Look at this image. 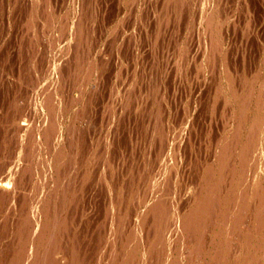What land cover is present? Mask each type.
I'll return each instance as SVG.
<instances>
[{"label": "rangeland", "instance_id": "374dc122", "mask_svg": "<svg viewBox=\"0 0 264 264\" xmlns=\"http://www.w3.org/2000/svg\"><path fill=\"white\" fill-rule=\"evenodd\" d=\"M39 1H41V3ZM46 1L48 4L46 3ZM46 1L45 0H1L0 1V44H1L0 45V104H1L0 105V109H1L0 110V124H1L0 125V128H1L0 129V140H1L0 146L2 147V148L0 147V168H1V165L4 166V163H5V167H7V164L10 165L12 163V161L15 164L14 165L15 167H19V166L22 167L25 164L31 162V161L26 162V160L25 159L23 160V158L21 159L22 156L20 157V160L23 161L24 163H22L19 160V156L21 155L20 152H22V150H20V151L18 150L19 152H17L16 147H18L19 143H21L23 133L22 132H21V134H20V132L15 133L16 132V130H15L16 126L20 122L19 120H21V118L23 117V116L21 117V115H23L24 113L27 114L31 111H32L31 114L32 113L34 114L33 116L35 117L36 120H38V123H42L41 120H43L44 115L47 113V109H45L43 106L45 104L46 97H48L49 99L51 98L50 100H52V102L54 104L57 102L56 103V110H55V113L57 115H55L54 117H55V119H57V124L59 125V127H61V130L59 133L61 135V139L57 144H58V146H60L61 143L62 144L64 143L63 145L65 146V144L69 142V136H71L70 132L72 134L71 130H73V134L76 135L75 137L73 135V139L76 143L78 141V143H77L78 144V150L80 149L79 155H81V154L83 155V159L81 157L82 155L78 156V158L80 157V160L82 162L79 164L80 166L78 165L77 167H81V165H82V167L88 168L91 171L89 173V175L84 178V180H86V181L83 180V183H84V185L82 186V187H84L83 192H82V188H81L80 191L82 193L80 191H78L77 194H75V196H74L75 199H74V197L72 198V200H75L72 205H74V204H76V205L72 206V208H70V212H71V210L73 212L72 213L73 218H75V220H77L76 221L77 223L73 222L72 226H73V228H75V226H76V228L74 230L72 229V231H74L73 233L78 232L77 234H78L79 240L81 242V246L83 249L86 248L87 249L86 251L88 253L90 250L89 248L90 247L93 248L92 244H95L94 241H96L95 239H96V237H98L97 236L98 231L99 232L102 231V228L100 225H102L104 223V219H103L104 218V212L106 211L105 209H106V206L108 204L107 198L110 197L111 193H112L111 195L113 196L115 194V192L113 190L117 189L111 185V184H113L112 182L116 181V180H114V178L119 180V181H117L118 184L123 183V184L127 185L129 183L128 181H131V182L134 181V182H132L133 183L132 185L130 184V187L134 186V189L138 190V187H139L138 185H140L139 189H140V194H141L143 192V190L146 189L145 183L149 179L148 177H150V179H152L151 176L153 177L156 174L155 175L156 177L154 176L153 179L154 178H156V179L161 178L160 180L157 179L159 181V184H161V186H162V182L165 183L166 185L170 184V186H165L166 189L164 188V192L166 194L170 193V195L166 196V194L162 193L163 195H165L166 198L169 197L167 200L168 201L167 203H169L170 201H173L172 204H175V206L176 205L178 206V204H179V206H180L182 204L189 202V205H192V203H191L192 201H190L189 199L192 200L194 197L192 195H195L198 193L197 191H199V188H200L199 183L204 182L202 177L199 176L201 169H202L201 167H203L205 164L209 163L210 160L212 161L214 159L213 151L216 150L217 147L218 148L220 147V146H218L219 144L216 145L217 139L219 140V139L224 138L223 141L224 140L228 141L227 139L230 138V141H231L232 138H234L235 130H236L237 134L235 136H238L239 138L242 137L241 139H243V140H241V139L239 140L237 146H239V145L241 146V142L243 145L244 144L243 142L246 141L248 144L247 148L249 149L248 156L253 153V151H252L253 150L252 149L253 142H256L255 140L257 138H258L257 141L259 143L258 142L255 143L256 146H258V144H260V147H262L264 150V146H263V144H264V118L263 117H264V115H262L263 123H262V121L260 123H258L259 124L258 127L255 125V123H256L255 114L256 113L258 114V111H260V110H261V113L264 114V100H261V99H263L262 97H264V95H263L264 94L263 93L264 92V90H263L264 81H263V84L261 83V80L264 78V74H263L264 73V63H263L264 62V55H263L264 54V0H217V1L216 0H183V1L182 0H171V1L170 0H153V1L152 0H132L133 1L132 3L130 0H129L130 2L128 0H91V1L90 0H52V1L46 0ZM88 1H89V4H88ZM95 1H96V3H94ZM213 1L216 4L215 3L213 4ZM240 1H241V3H240ZM42 2L44 3V5H42L43 4ZM45 3H46V6H45ZM51 3H52V5H51ZM205 3L206 4L208 3V5H206ZM49 4L51 7L48 6ZM91 4L94 5L93 6L94 8L92 7ZM84 6L86 7L87 11L89 10L87 13L85 11ZM89 7H91V8H89ZM64 8H65V10H64ZM212 8H214V9H212ZM33 9L35 11H33ZM208 9L210 10L209 12H208ZM90 10H91V12H90ZM92 10H93V14H92ZM205 10H206V12H205ZM81 11L83 13V17L81 15L82 14ZM95 11H96V13H95ZM211 11L214 13L210 14ZM35 12H36V14H35ZM44 12H45V14L42 16V14ZM94 14H96V15H94ZM203 14L204 15L207 14L208 17H207V15L204 16ZM31 15L32 16L35 15L36 17L33 16L34 17L33 18ZM59 15H61V16H59ZM65 15H67V16L64 17ZM87 15L88 16L92 15V16L89 19V17ZM29 16L32 17L31 18V20L33 19L32 22H30L31 20H29V18H30ZM41 16H42V18H41ZM47 16L51 20V22L47 18ZM85 16H87L88 18ZM210 16L212 19H210ZM50 17H52V18H50ZM78 17H80V19L77 21ZM214 17L216 20L214 19ZM218 17H219L220 21L217 20ZM43 18H45L46 20ZM69 18H71V19H69ZM213 19L215 20V23L217 21H219V24L216 23V26L214 25L212 27V24H214ZM93 20H95V21H93ZM152 20H153V22H152ZM62 21L64 22V25H62L63 24ZM72 21H73V23H71ZM74 21L78 22V23H76V25H75ZM199 21H201V22H199ZM206 21L208 23H210L211 25L208 23L205 24ZM211 21H213V22H211ZM22 22H25V26H23L24 23H22ZM46 22H48L47 27H46V24H44ZM80 22H82V25L84 27H85V25H87V26L84 28L83 26H81ZM160 22H162V23L160 24ZM30 23L31 24L33 23V24L30 25ZM68 23H71L72 26H70ZM79 23H80V26H78ZM57 24L59 27L57 26ZM89 24H90V27H89ZM94 24H96L95 27H94ZM49 25L52 28V31L50 30L51 28L48 27ZM66 25L67 26L69 25L70 28H69V26L67 27ZM206 25L207 26L209 25V27H207ZM76 26H78L80 28V30ZM38 29H40V30L38 31ZM44 29H45V33H44ZM58 29H60V30H58ZM71 29H74L78 32V33H76L75 37L73 35H74V32H76V31H72ZM198 30H199V32H198ZM34 31L36 32V34ZM81 31H82V33H80L81 34L80 35L79 32H81ZM93 31H95V32H93ZM22 32H24V33H22ZM48 32H50V33H48ZM86 32H87V34H86ZM114 32H116V33H114ZM83 33H84V35H83ZM214 33H216V34H214ZM85 34H86V37H85ZM78 35L80 36V38H78L79 37ZM168 35H170V36H168ZM41 36H43V37H41ZM50 36H52V37H50ZM65 36L68 38H66ZM111 36H113V37H111ZM216 36H217L218 41L220 42V43H218L219 45L216 44L217 43ZM27 37H28V39H27ZM87 37H88V39H87ZM94 38L95 39L97 38V39L95 40ZM214 38H215V40H213ZM64 39L67 42H65ZM84 39L85 40L87 39V40L84 41ZM36 40L38 43H36ZM52 40H53V42H52ZM78 40H79L80 44L78 43ZM91 41L93 42V44ZM213 41L214 42L216 41V42L214 43ZM49 42H51L52 46L50 45L47 48V45H49L48 44ZM75 42H76V44H75ZM85 42H86V44L87 43L89 44L88 47L85 44ZM46 43H47V45H44ZM57 43L60 45H58ZM81 43H82V45H81ZM211 43H214L217 46L215 45L216 47H214V45L212 46ZM90 44L92 45L91 46L92 48L89 47ZM209 44H210V46H209ZM31 45H32V49L30 47ZM36 45L37 46L39 45L37 47V49H36ZM83 45H86V47H84ZM41 46H42V48H40ZM45 46H46V49H45ZM63 46L65 49L63 48ZM75 46H77V47L79 46V47L76 48ZM211 46H212V48L214 47L213 50H211L212 48L210 49ZM80 47H82V48H80ZM57 48H58V50H57ZM78 49H79V51H76ZM80 49L83 51H81ZM84 49H86L87 52L90 51L89 52L90 55H88V59L89 60L91 59V60L90 61L88 60V62L91 65L93 64L95 71L93 70L94 71V72H92L93 74H91L89 76V78L86 79V82H87L86 85L84 83L85 82L84 77L81 78L82 80L81 79L78 80V82L80 81L79 84H81V85H79V84H77L78 83L77 80L74 79V77H73V76H76L75 78H77V75H76L77 70L75 68L74 70H76V71H74L73 68H74V65L76 66V65H79L81 63H82V65L84 64L83 57H85L84 54H86V51H84ZM169 49H170L171 53H169ZM34 50L36 51V53ZM59 50H62V51L64 50V52L66 51L67 52V53H65L66 56L64 55V53L62 51L59 52ZM218 51H220L221 53ZM77 52H79L78 54L82 55V57L80 55H78ZM181 52L183 55L181 54ZM229 52H231V53H229ZM32 53H33V55L31 56ZM53 55H54V57H53ZM55 55L58 56V58L55 57ZM94 55H96V57ZM99 55L101 56V57H99V58H101L100 60L98 58ZM176 55H178V56H176ZM112 56H114V58ZM166 56L167 57L169 56V57L167 58ZM175 56L177 58H175ZM181 56H182V58H181ZM210 56H212V57H210ZM55 58H57L58 61H56L57 59H55ZM96 58L99 60V62ZM102 58L105 59L104 62H103L104 59H102ZM35 59H36V61H35ZM78 59H79V61H78ZM80 59H81V61H80ZM94 59L97 61H95ZM262 59H263V61H262ZM60 60H62V61H60ZM109 60H110V62H108ZM64 61H66V63L67 64L69 63V64L65 65L66 63H64ZM75 61H77V62L74 63ZM101 61L104 63L105 67L102 66L103 63ZM52 62H53V64H52ZM54 62H55V64H54ZM181 62H182V64H181ZM89 63H87V64H89ZM98 64H100V66ZM224 64L228 67V68L226 67L227 72H226V69H224L225 72L223 71ZM53 65L56 66L55 69H53V67H54ZM48 66H50V67H48ZM101 66L103 67V69ZM47 67L49 68V70ZM51 67L53 70L51 69ZM59 67H61V68H59ZM62 67H64V68H62ZM100 67H101V69L99 72L98 70ZM206 67H207V69H206ZM34 71H35V73H34ZM44 71L46 74L44 73ZM101 71H103V72H101ZM67 72H69V73L67 74ZM228 72H229V74H228ZM226 73L228 75L223 76ZM60 74H63V75H60ZM95 74H97V77ZM31 76H32V78H31ZM44 76H46L47 78L45 79ZM41 77H42V79H41ZM50 77H51V79H50ZM224 77H226V79H228V80H226ZM221 78H222V81H221ZM11 79H12V81H11ZM29 79H30V81H28ZM34 79H36V80H34ZM89 79H91V80H89ZM250 79H252V80L255 79V80L252 82V80H250ZM42 80L46 84H44L42 82ZM49 80L51 82V83L49 82L50 84L48 83ZM73 80L76 83H74ZM90 81H92V82H90ZM96 81H97V83H96ZM218 81H220V82H218ZM247 81H251V82L248 83ZM34 82L36 83L37 88H35ZM54 82H56V83H54ZM222 82L225 84H223ZM57 83H59V84H57ZM94 83H96V84H94ZM257 83H258V85H257ZM51 84H52V86L54 85V87L50 86ZM75 84H76V87H75ZM44 85H46V86H44ZM56 85H59V87H57ZM261 85H263V88ZM77 86L79 88H77ZM229 86H231V87H229ZM246 86H248V87L250 86V87L246 88ZM32 87H34V88H32ZM41 87H42V90H41ZM55 87L59 88V91L61 90L60 92L57 91V93H58L57 96L60 93V96H58L59 102L56 99L58 97L51 94L52 89L58 90ZM244 87L247 89L246 91L244 90ZM259 87H261V88L259 89ZM71 88H72V90H71ZM81 88H83L84 90L83 89L81 90ZM215 88H217V89H215ZM220 88L222 89V90H220L221 92L219 91ZM226 88L228 89V91L231 90L230 92L233 95L230 92L228 93ZM79 89H80V91H79ZM261 89L263 90V92H261L262 91ZM33 91L36 92L37 95ZM39 91H42L41 93H43V94H41ZM47 91L49 94H51V97H49L50 96L49 94H47L48 96H46ZM86 91L88 93H86ZM236 91H237V93H236ZM94 92H95V94H94ZM216 92H218V93H216ZM242 92L243 93L246 92V93L243 95ZM253 92H254V94H257V97H256V95L253 94ZM259 92H261V93L259 94ZM220 93H222V94H220ZM223 93L225 94L224 96H223ZM250 93H251V97H253V98L250 97ZM66 94H67V96H66ZM228 94H231L232 96L228 95ZM32 95L35 98L31 97ZM34 95H36V96H34ZM91 95L93 98L91 97ZM237 95H239L240 97ZM242 95H243V99H242ZM258 95H259L260 99H258ZM260 95L262 97H260ZM52 96H53V99H52ZM72 96H74V97H72ZM236 96H237V100H236ZM43 97H44V100H43ZM248 97H249L248 100L250 102L245 101V99H247ZM224 98H225V101L223 100ZM226 98L228 99V101ZM67 99L73 100L72 103H69ZM257 99H258L257 104L260 103L259 104L260 109H259V107H257L258 105L256 104ZM66 100H67V102H66ZM240 100H242V102ZM11 101H12V103H11ZM36 102H39V104H37ZM218 102H219V104H218ZM239 102H240V104H239ZM33 103L34 104L36 103L37 105L36 104L33 105ZM83 103H84V105H83ZM246 103H247V106H246ZM147 104H148V106H147ZM234 104H235V107H234ZM223 105H224V107H223ZM239 105H240V107H239ZM253 105H255V106H253ZM33 106H36V108H34ZM237 106L239 107L238 110H236L238 108ZM82 107H83V109H82ZM227 108H228V110H227ZM234 108L236 111L234 110ZM254 108L256 111L254 110ZM8 109H10V110H8ZM28 109L29 110L31 109V110L29 111ZM89 110H91V111H89ZM224 110H226L225 112H227V113H225ZM248 110H250L249 113H248ZM27 111H29V112H27ZM60 111H61V113L59 114ZM228 111H229V113H231L230 116H228V114H229ZM231 111L232 112L234 111V112L232 113ZM237 111H238V113H236ZM253 112H255L254 115H253ZM77 113L79 115H77ZM225 114H227V115H225ZM238 114H240V116ZM232 115H234V116H232ZM237 115H238V119L236 120ZM251 115H253V116H251ZM224 116H226V117L223 118ZM250 116H251V118H250ZM37 118H39V119H37ZM153 118H154V120H153ZM233 118H235V119H233ZM245 118H246V120H244ZM17 119H18V121H16ZM155 121H156V123H155ZM240 123H243V125H241ZM261 123H262V125H260ZM234 124H235V126L233 128ZM154 125H155V127H154ZM8 126H9V129H8ZM240 126H242V127L240 128ZM248 126L250 128H248ZM251 126L252 127L254 126L255 128L254 127L252 128ZM150 127H152V128H150ZM236 127H239L240 129L237 130L238 128L235 129ZM156 128H157V130H156ZM225 128H227V129H225ZM9 130H11V131H9ZM62 130H63V132H62ZM7 131H9L10 134L12 133V135H10L9 132H7ZM222 131H224V132L226 131L225 132L226 134ZM232 131H234V133ZM241 131H242V134H240ZM260 131H262V132H260ZM152 132H155V134H152ZM156 132H158V133H156ZM159 132H160V134H159ZM162 132H163V134H162ZM244 132L246 134H244ZM83 133H84V137H82ZM221 134H222V136H221ZM257 134H258V136H257ZM9 135H10V137H9ZM157 135H159V136L157 137ZM260 135H261V137H260ZM15 136H16V139H15ZM19 137H20V139H19ZM226 137H227V139H226ZM11 138L16 142L11 140ZM80 139H81V141H80ZM249 139H251V141ZM247 140H249L250 142ZM10 141H12L11 142L12 145H11ZM125 144H127V145H125ZM13 145H14V147H13ZM151 145H153V146H151ZM215 145H216V147H214ZM11 149H14V151L12 150V152H10ZM81 149H83L82 150L83 152L86 151V149H87L88 152L86 151V153H82ZM250 149H251V151H250ZM72 150H74V152H72ZM75 151H76V148L73 147L71 149L69 147V151H66L65 153L68 152L67 154L70 155V154H74ZM8 152H10V153H8ZM15 152L20 153V155L18 156V154H16ZM259 152H260V154H259ZM88 153L90 155H87ZM168 154H169V156H168ZM258 154H259V156H257V158H255V156H251V157L249 156V158L253 159L251 161H254V163H255V160H257L258 158H259L258 160H261L263 158L261 161H264V154L262 153L261 150H258ZM39 155H41V153H39L37 150L34 157H33L34 159H32V160L34 162L36 160L38 163L39 160H42V157H41L42 155L41 156H39ZM16 156L18 157V160H11L12 158L16 159L17 158ZM96 156L98 157V159L95 158ZM137 156H139L140 158L138 157L139 158L138 159ZM8 157H10L9 161H8ZM38 157H39V159H38ZM84 157H85V159H84ZM90 157H91V160H90ZM168 157H172L173 159L168 158ZM162 158L163 159L166 158V160H167V162L165 163L164 166H166V165L168 166V164H171V161L174 160L176 162L175 168H177V169L171 168L172 170H169V168H168L169 166L168 167L161 166V167L165 168V170L162 169V171H161L162 173H160V175L163 173L164 174L161 177L160 176L158 177L157 176V170H158L157 168L160 167V166H158V164H160V165L163 164V163H161L163 160ZM99 159H101V160H99ZM4 160H6V161H4ZM49 160L50 159L46 160V162H48ZM87 160H88V162H87ZM137 160H139L140 162H138ZM168 160H170L169 161L170 163H168ZM248 162H249V160H248ZM20 163H22L23 165ZM44 163H45V161H44ZM85 163H87V164L85 165ZM203 163H205V164H203ZM261 164H260L259 169L260 168L264 169V164L262 162H261ZM32 165L34 166V163H32ZM63 165L60 167H70L68 165V163H66L65 166H63ZM153 167L154 168L157 167V168H155V171L153 169L151 172L150 170ZM2 168H4V167H2ZM106 169H107V171H106ZM92 170H95V171H92ZM110 170H111V172H109ZM173 170H174V172H173ZM260 170H259V173H261V172H263V173H261V175L259 174L260 176H258V177H259L260 184L263 185V183H264V181H263L264 170L263 171H260ZM171 171L174 174L175 173L176 174L173 175V173H171ZM108 172L110 174L112 173L113 175L111 174V176L108 177L107 176ZM168 172L170 174H168ZM91 173H93V174H91ZM143 174L144 175L146 174V177ZM132 175H133V177H132ZM142 175L144 176V178H142L143 177ZM147 175H148V177H147ZM176 175H177V177H175ZM68 176H69V174H68ZM168 176H170V179L168 178ZM131 177L133 178V180ZM260 177H261L262 181L260 180ZM134 178H136V179H134ZM172 178L177 179V181L173 180ZM21 179L24 181L23 178H21ZM97 179H99V180H97ZM144 179H145V181H144ZM197 179H198V181H197ZM20 180L17 181V183L20 182L19 185L22 186L21 185L22 182ZM88 181H89V184H88ZM86 182L88 185L86 184ZM126 182H128V183H126ZM143 182H145V183H143ZM196 182H198V183H196ZM143 184H145V185L143 186ZM165 184H163L162 187H164ZM225 184H226V182H225ZM19 185H18V187H20ZM175 185H176V188L172 187ZM224 186H226V185H224ZM224 186H222V187H224ZM118 187H120V184ZM162 187H161V190H163ZM168 187H171L170 188L171 190H169ZM20 188H18V189L21 190ZM113 188H115V189H113ZM229 188H230V185H227L226 192L229 191ZM77 189H78V187L75 188V190H77ZM194 191L196 192L195 194H194ZM94 192H95V194H94ZM173 192H174V194H173ZM80 193H81V195H80ZM175 193H177V194H175ZM145 194H146V191L143 192V195H145ZM170 197H172L171 198L172 200L170 199ZM182 197H183V199H182ZM148 205L149 204L146 205L144 203L145 207ZM5 207L6 206H2L1 211L3 210L4 211V212L2 211L3 213H1V211H0V214L7 217L5 219L6 222L4 223V226H3V223H1V221L2 222L5 221L4 218L0 221V228H1L0 232L3 233V234H0V240H1L0 242H1V244L4 243V244H2L3 246L15 241V239H14L15 237L13 238L14 234L12 235L13 232H11V231L14 228V226L17 224V223H15V221L18 222V218H15V216L18 217L16 213H19V211H20V208L17 207V209H16V206H15L14 207L15 209L14 208L11 209L12 212L9 210L10 212L8 211V213H6L7 208H5ZM141 208H142V206H141ZM14 211H18V212L15 213ZM90 213L91 214L94 213V214L91 215ZM10 214L12 216H10ZM84 218H86V219H84ZM12 219H15V220H12ZM7 220L8 221L12 220V221H10L11 224ZM75 220H73V221H75ZM6 223L8 224L9 227L12 226V228L11 227L9 228ZM95 224H96V226H95ZM92 225H93V227H92ZM2 226L4 228H7V232H8V230L9 231L11 230L10 231L11 233L10 232L7 233L6 229L2 228ZM76 229H77V231H75ZM94 232H96V233H94ZM263 232H264V229H263L262 233H258V234L254 233L253 235H255V236L252 235L251 240H250V246L248 244L244 247L249 253H252V251H249V250H253V254L256 255L255 260H253L252 263H249L252 260L251 259V260H249V262L247 264H255V263L260 264V260L262 262L261 264H264V258H262V254H261L264 252V249L263 248L260 249L257 246V244L260 243L261 244L260 246L264 247V245H263L264 244L263 243L264 242V238H263L264 233ZM260 234H261V236H260ZM258 235H259V237L263 238V239L261 238L263 240V242L260 238H258ZM81 236H83V239ZM87 236H88V238H87ZM253 237H255L256 240L258 239L259 241L260 240L261 241L260 242L258 240L256 241ZM10 238H12V239L10 240ZM88 242H91V244L89 245ZM83 243L87 247L85 245H83ZM253 245L256 248H258L257 250L260 249L261 251H257L258 253L255 252L256 248L255 247L251 248V246H253ZM244 248H242L241 251H245ZM247 248H249V249H247ZM262 250H263V252H262ZM241 251L239 252L242 254L240 256V258L243 259V254H245V253L244 252L242 253ZM232 252L233 251H229L228 252L229 254L227 253L228 259H227L226 263L227 264H235V263L238 264V262H239L238 261V259H239L238 252H237V255L235 256V258H234L235 253L234 252L232 253ZM253 254H249V255H251V256H249V258L252 257ZM257 256L259 258L261 257L260 260L258 258L259 263H257L258 262ZM207 259H208V257H207ZM232 260H233V262H232ZM208 261H209V259H208ZM245 261H246V259H244L242 263L245 264Z\"/></svg>", "mask_w": 264, "mask_h": 264}, {"label": "bare ground", "instance_id": "6f19581e", "mask_svg": "<svg viewBox=\"0 0 264 264\" xmlns=\"http://www.w3.org/2000/svg\"><path fill=\"white\" fill-rule=\"evenodd\" d=\"M1 1V0H0ZM46 1V0H45ZM52 1V0H51ZM91 1V0H90ZM129 1V0H128ZM131 3L133 2L132 0H130ZM129 1V2H130ZM153 1V0H152ZM171 1V0H170ZM183 1V0H182ZM217 1V0H216ZM41 3V1H39ZM49 2V1H48ZM101 2V1H100ZM127 2V1H126ZM14 3V2H13ZM43 3V2H42ZM47 3V1H46ZM45 3V6H46ZM96 3V1L94 2ZM93 3V4H94ZM209 3V2H208ZM208 3L206 5H208ZM215 2L213 1V4ZM241 3V1H240ZM48 4V3H47ZM85 4V3H84ZM89 4V1H88ZM87 4V5H88ZM216 4V3H215ZM222 4V3H221ZM244 4V3H243ZM36 5V4H35ZM44 5V3L42 4ZM52 5V3H51ZM92 5V4H91ZM90 5V6H91ZM100 5V4H99ZM121 5V4H120ZM156 5V4H155ZM212 5V4H211ZM210 5V6H211ZM50 6V4L48 5ZM72 6V5H71ZM82 6V5H81ZM94 5H92L93 7ZM204 6V5H203ZM213 6V5H212ZM211 6V7H212ZM222 6V5H221ZM236 6V5H235ZM243 6V5H242ZM14 7V6H13ZM51 7V6H50ZM57 7V6H56ZM55 7V8H56ZM85 7V6H84ZM99 7V6H98ZM185 7V6H184ZM210 7V8H211ZM244 7V6H243ZM39 8V7H38ZM44 8V7H43ZM47 8V7H46ZM45 8V9H46ZM76 8V7H75ZM91 8V7H89ZM88 8V9H89ZM94 8V7H93ZM139 8V7H138ZM215 8V7H214ZM212 8V9H214ZM238 8V7H237ZM40 9V8H39ZM42 9V8H41ZM44 9V10H45ZM63 9V8H62ZM198 9V8H197ZM211 9V10H212ZM231 9V8H230ZM38 10V9H37ZM48 10V9H47ZM65 10V8H64ZM63 10V11H64ZM72 10V9H71ZM76 10V9H75ZM216 10V9H215ZM33 11H35L33 9ZM50 11V10H49ZM85 11L86 13L89 11L86 10L85 7ZM158 11V10H157ZM210 10L208 9V12ZM25 12V11H24ZM39 12V11H38ZM37 12V13H38ZM61 12V11H60ZM91 12V10H90ZM89 12V13H90ZM119 12V11H118ZM206 12V10H205ZM204 12V13H205ZM222 12V11H221ZM54 13V12H53ZM62 13V12H61ZM82 13V11H81ZM96 13V11H95ZM188 13V12H187ZM214 12L211 11L210 14H213ZM33 14V13H32ZM36 14V12H35ZM45 14V12L42 14V16ZM91 14V13H90ZM92 14H93V10H92ZM162 14V13H161ZM209 14V15H210ZM216 14V13H215ZM18 15V14H17ZM40 15V14H39ZM50 15V14H49ZM79 15V14H78ZM83 17V13L81 14ZM89 15V14H88ZM87 15V16H88ZM96 15V14H94ZM93 15V16H94ZM163 15V14H162ZM196 15V14H195ZM204 15V14H203ZM207 15V14H205ZM204 15V16H205ZM245 15V14H244ZM250 15V14H249ZM5 16V15H4ZM32 16V15H31ZM29 16V20H31V18L35 15H33L32 17ZM41 16V18H42ZM61 16V15H59ZM67 15H65L64 17H66ZM85 16V17H87ZM92 16V15H91ZM91 16H88L89 19ZM99 16V15H98ZM247 16V15H246ZM33 17V18H34ZM75 17V16H74ZM81 17V18H82ZM87 17V18H88ZM208 17V15H207ZM46 18V17H45ZM43 18V19H45ZM48 18V16H47ZM46 18V19H47ZM52 18V17H50ZM56 18V17H55ZM93 18V17H92ZM99 18V17H98ZM124 18V17H123ZM201 18V17H200ZM204 18V17H203ZM202 18V19H203ZM217 18V17H216ZM260 18V17H259ZM39 19V18H38ZM45 19V20H46ZM49 19V18H48ZM60 19V18H59ZM66 19V18H65ZM64 19V20H65ZM71 19V18H69ZM68 19V20H69ZM80 19V17H78L77 21ZM86 19V18H85ZM100 19V18H99ZM201 19V20H202ZM205 19V18H204ZM210 19L211 16H210ZM215 19V17H214ZM213 19V20H214ZM28 20V21H29ZM33 20V19H32ZM32 20L30 22H32ZM50 20V19H49ZM56 20V19H55ZM88 20V19H87ZM216 20V19H215ZM214 20V24H212V27L215 25L216 23L219 24V17L216 23ZM36 21V20H35ZM54 21V20H53ZM66 21V20H65ZM95 21V20H93ZM144 21V20H143ZM204 21V20H203ZM208 21V20H207ZM205 22L208 23V22ZM34 22V21H33ZM37 22V21H36ZM43 22V21H42ZM51 22V20H50ZM49 22V23H50ZM63 22V21H62ZM87 22V21H86ZM85 22V23H86ZM92 22V21H91ZM153 22V20H152ZM163 22V21H162ZM160 22V24L162 23ZM194 22V21H193ZM201 22V21H199ZM213 22V21H211ZM224 22V21H223ZM23 26H25V22ZM47 23L46 27H47ZM73 23V21L71 22ZM71 23H68L70 26H72ZM76 23L78 22H75ZM81 26L82 25V22ZM80 23L78 26H80ZM93 23V22H92ZM121 23V22H120ZM29 24V23H28ZM33 24V23H32ZM30 23V25H32ZM53 24V23H52ZM51 24V25H52ZM62 24V23H61ZM87 24V23H86ZM119 24V23H118ZM124 24V23H123ZM167 24V23H166ZM210 24V23H208ZM64 25V22L63 24ZM68 25V26H69ZM122 25V24H121ZM154 25V24H153ZM211 25V24H210ZM40 26V25H39ZM58 26V24H57ZM67 26V25H66ZM67 26V27H68ZM69 26V28H70ZM76 26V27H78ZM87 25H85L86 27ZM96 26V24H94V27ZM161 26V25H160ZM167 26V25H166ZM207 26V25H206ZM35 27V26H34ZM50 27V25L48 26ZM55 27V26H54ZM59 27V26H58ZM84 27V26H83ZM82 27V28H83ZM84 27V28H85ZM90 27V24H89ZM114 27V26H113ZM156 27V26H155ZM209 27V25L207 26ZM211 27V28H212ZM51 28V27H50ZM49 28V29H50ZM66 28V27H65ZM74 28V27H73ZM79 28V27H78ZM93 28V27H92ZM97 28V27H96ZM95 28V29H96ZM199 28V27H198ZM245 28V27H244ZM260 28V27H259ZM11 29V28H10ZM34 29V28H33ZM37 29V28H36ZM75 29V28H74ZM74 29H71L72 31H76ZM77 29V28H76ZM94 29V30H95ZM213 29V28H212ZM218 29V28H217ZM29 30V29H28ZM35 30V29H34ZM40 29H38L39 31ZM52 31V28L50 29ZM60 30V29H58ZM62 30V29H61ZM78 30V29H77ZM80 30V28H79ZM83 30V29H82ZM86 30V29H85ZM139 30V29H138ZM98 31V30H97ZM120 31V30H119ZM155 31V30H154ZM205 31V30H204ZM211 31V30H210ZM216 31V30H215ZM35 32V31H34ZM90 32V31H89ZM95 32V31H93ZM121 32V31H120ZM138 32V31H137ZM199 32V30H198ZM212 32V31H211ZM21 33V32H20ZM24 33V32H22ZM44 33H45V29H44ZM50 33V32H48ZM72 33V32H71ZM76 33H78L77 31L74 32V37L76 35ZM82 33L79 32V34ZM92 33V32H91ZM98 33V32H97ZM116 33V32H114ZM113 33V34H114ZM180 33V32H179ZM201 33V32H200ZM199 33V34H200ZM210 33V32H209ZM217 33V32H216ZM214 33V34H216ZM36 34V32H35ZM40 34V33H39ZM87 34V32H86ZM85 34V37H86ZM89 34V33H88ZM112 34V35H113ZM151 34V33H150ZM208 34V33H207ZM211 34V33H210ZM64 35V34H63ZM81 35V34H80ZM84 35V33H83ZM93 35V34H92ZM195 35V34H194ZM209 35V34H208ZM48 36V35H47ZM46 36V37H47ZM53 36V35H52ZM50 36V37H52ZM60 36V35H59ZM79 36V35H78ZM88 36V35H87ZM90 36V35H89ZM170 36V35H168ZM43 37V36H41ZM57 37V36H56ZM66 37V36H65ZM92 37V36H91ZM113 37V36H111ZM196 37V36H195ZM25 38V37H24ZM59 38V37H58ZM68 38V37H66ZM65 38V39H66ZM70 38V37H69ZM77 38V37H76ZM80 38V36L78 37ZM77 38V39H78ZM98 38V37H97ZM96 38V39H97ZM118 38V37H117ZM23 39V38H22ZM28 39V37H27ZM42 39V38H41ZM50 39V38H49ZM64 39V40H65ZM88 39V37H87ZM86 39V40H87ZM95 39V38H94ZM95 39V40H96ZM113 39V38H112ZM211 39V38H210ZM224 39V38H223ZM253 39V38H252ZM39 40V39H38ZM80 40V39H79ZM78 40V43H79ZM84 39V41H86ZM111 40V39H110ZM119 40V39H118ZM215 40V38L213 39ZM216 40L217 43H220L217 39L216 36ZM220 40V39H219ZM40 41V40H39ZM55 41V40H54ZM58 41V40H57ZM83 41V42H84ZM201 41V40H200ZM35 42V41H34ZM53 42V40H52ZM65 42H67L65 40ZM82 42V41H81ZM88 42V41H87ZM92 42V41H91ZM112 42V41H111ZM151 42V41H150ZM214 42V41H213ZM216 42V41H215ZM214 42V43H215ZM36 43L37 40H36ZM40 43V42H39ZM44 43V42H43ZM211 43L212 46L214 45V47H216L217 45ZM22 44V43H21ZM49 45H47V48L51 45V42L48 43ZM54 44V43H53ZM58 44V43H57ZM76 44V42H75ZM80 44V43H79ZM84 44V43H83ZM86 44V42H85ZM93 44V42H92ZM1 45V44H0ZM56 45V44H55ZM60 45V44H58ZM70 45V44H69ZM73 45V44H72ZM82 45V43H81ZM88 47V43L86 44ZM86 45H83L84 47H86ZM126 45V44H125ZM216 45V46H215ZM219 45V44H218ZM39 46V45H38ZM36 45V49L38 47ZM52 46V45H51ZM57 46V45H56ZM82 46V47H83ZM92 45L90 44L89 47H91ZM112 46V45H111ZM139 46V45H138ZM183 46V45H182ZM210 46V44H209ZM208 46V47H209ZM212 46L210 47V49L212 48ZM32 49V45L30 46ZM29 47V48H30ZM44 47V46H43ZM67 47V46H66ZM76 48H78L77 46H75ZM80 47V48H82ZM83 47V48H84ZM94 47V46H93ZM205 47V46H204ZM213 47V48H214ZM42 48V46L40 47ZM64 48V46H63ZM62 48V49H63ZM68 48V47H67ZM66 48V49H67ZM75 48V49H76ZM92 48V47H91ZM107 48V47H106ZM213 48L211 50H213ZM243 48V47H242ZM30 49V50H31ZM35 49V48H34ZM46 49V46H45ZM56 49V48H55ZM60 49V48H59ZM65 49V48H64ZM88 49V48H87ZM141 49V48H140ZM172 49V48H171ZM179 49V48H178ZM222 49V48H221ZM50 50V49H49ZM58 50V48H57ZM68 50V49H67ZM81 50V49H80ZM89 50V49H88ZM109 50V49H108ZM117 50V49H116ZM173 50V49H172ZM206 50V49H205ZM209 50V49H208ZM32 51V50H31ZM35 51V50H34ZM62 50H59V52H61ZM76 51H79L76 50ZM83 51V50H81ZM84 51H86V49H84ZM113 51V50H112ZM258 51V50H257ZM56 52V51H55ZM65 55V53H67L66 51L64 52V50L62 51ZM90 52V51H89ZM86 51V54H84L85 57H83L84 59V64L82 65H74L73 70L76 68L77 72V78H75L76 76H73L74 79L80 80L81 78H85V85H86V79L89 78V76L91 74H93L92 72L95 71L93 64L91 65L88 62V55H90V53ZM105 52V51H104ZM177 52V51H176ZM201 52V51H200ZM220 52V51H218ZM31 53V52H30ZM36 53V51H35ZM41 53V52H40ZM71 53V52H70ZM79 52H77L78 54ZM84 53V52H83ZM169 53L170 49H169ZM217 53V52H216ZM221 53V52H220ZM231 53V52H229ZM258 53V52H257ZM256 53V54H257ZM51 54V53H50ZM59 54V53H58ZM61 54V53H60ZM132 54V53H131ZM182 54V52H181ZM24 55V54H23ZM33 55V53L31 54V56ZM63 55V54H62ZM80 55V54H78ZM170 55V54H169ZM183 55V54H182ZM264 55V54H263ZM66 56V55H65ZM71 56V55H70ZM82 57V55H80ZM96 57V55H94ZM178 56V55H176ZM175 56V58H177ZM54 57V55H53ZM55 57L58 58V56L55 55ZM73 57V56H72ZM80 57V58H81ZM101 57L100 55L98 56V58ZM107 57V56H106ZM110 57V56H109ZM114 58V56H112ZM167 57V56H166ZM169 57V56H168ZM167 57V58H168ZM174 57V56H173ZM172 57V58H173ZM212 57V56H210ZM215 57V56H214ZM221 57V56H220ZM32 58V57H31ZM55 58V59H57ZM182 58V56H181ZM8 59V58H7ZM93 59V58H92ZM97 59V58H96ZM101 58H99L100 60ZM104 59V58H102ZM236 59V58H235ZM53 60V59H52ZM67 60V59H66ZM77 60V59H76ZM91 60V59H90ZM89 60V61H90ZM95 60V59H94ZM93 60V61H94ZM98 60V59H97ZM95 60V61H97ZM98 60V62H99ZM108 60V59H107ZM160 60V59H159ZM167 60V59H166ZM170 60V59H169ZM228 60V59H227ZM9 61V60H8ZM36 61V59H35ZM58 61V59L56 60ZM62 61V60H60ZM79 61V59H78ZM81 61V59H80ZM94 61V62H95ZM105 61V59L103 60V62ZM148 61V60H147ZM173 61V60H172ZM179 61V60H178ZM182 61V60H181ZM263 61V59H262ZM31 62V61H30ZM77 61H75L74 63H76ZM102 62V61H101ZM102 62V63H103ZM110 62V60L108 61ZM114 62V61H113ZM112 62V63H113ZM146 62V61H145ZM168 62V61H167ZM166 62V63H167ZM196 62V61H195ZM202 62V61H201ZM57 63V62H56ZM64 63H66V61H64ZM79 63V62H78ZM89 63V64H87ZM152 63V62H151ZM264 63V62H263ZM11 64V63H10ZM47 64V63H46ZM53 64V62H52ZM55 64V62H54ZM69 64V63H68ZM67 63L65 65H68ZM106 64V63H105ZM129 64V63H128ZM182 64V62H181ZM229 64V63H228ZM12 65V64H11ZM15 65V64H14ZM96 65V64H95ZM100 66V64H98ZM97 65V66H98ZM108 65V64H107ZM174 65V64H173ZM205 65V64H204ZM10 66V65H9ZM13 66V65H12ZM38 66V65H37ZM54 66V65H53ZM102 66L105 67L104 63L102 64ZM101 66V67H102ZM201 66V65H200ZM14 67V66H13ZM50 67V66H48ZM47 67V68H48ZM65 67V66H64ZM62 67V68H64ZM99 68V72L100 69ZM150 67V66H149ZM175 67V66H174ZM218 67V66H217ZM223 71L225 72L224 69H226V65L224 64L223 66ZM259 67V66H258ZM12 68V67H11ZM26 68V67H25ZM40 68V67H39ZM56 66L53 67V69H55ZM61 68V67H59ZM153 68V67H152ZM159 68V67H158ZM228 68V67H227ZM263 68V67H262ZM22 69V68H21ZM32 69V68H31ZM52 69V67H51ZM52 69V70H53ZM103 69V67H102ZM151 69V68H150ZM207 69V67H206ZM259 69V68H258ZM12 70V69H11ZM49 70V68H48ZM51 70V71H52ZM57 70V69H56ZM74 70V71H76ZM94 70V71H93ZM105 70V69H104ZM255 70V69H254ZM22 71V70H21ZM24 71V70H23ZM36 71V70H35ZM34 71V73H35ZM67 71V70H66ZM222 71V72H223ZM38 72V71H37ZM54 72V71H53ZM97 72V71H96ZM103 72V71H101ZM107 72V71H106ZM110 72V71H109ZM155 72V71H154ZM221 72V73H222ZM227 72V69H226ZM257 72V71H256ZM45 73V71H44ZM61 73V72H60ZM69 72H67L68 74ZM156 73V72H155ZM203 73V72H202ZM217 73V72H216ZM254 73V72H253ZM260 73V72H259ZM8 74V73H7ZM29 74V73H28ZM46 74V73H45ZM44 74V75H45ZM54 74V73H53ZM103 74V73H102ZM117 74V73H116ZM171 74V73H170ZM229 74V72H228ZM227 73L224 74L223 76H227ZM264 74V73H263ZM16 75V74H15ZM31 75V74H30ZM41 75V74H40ZM48 75V74H47ZM46 75V76H47ZM59 75V74H58ZM57 75V76H58ZM63 75V74H60ZM97 77V74H95ZM155 75V74H154ZM6 76V75H5ZM25 76V75H24ZM46 76L45 79L47 78ZM51 76V75H50ZM222 76V77H223ZM20 77V76H19ZM34 77V76H33ZM54 77V76H53ZM95 77V78H96ZM101 77V76H100ZM135 77V76H134ZM231 77V76H230ZM257 77V76H256ZM10 78V77H9ZM12 78V77H11ZM16 78V77H15ZM32 78V76H31ZM39 78V77H38ZM60 78V77H59ZM68 78V77H67ZM94 78V79H95ZM226 79V77H224ZM228 78V77H227ZM233 78V77H232ZM42 79V77H41ZM51 79V77H50ZM53 79V78H52ZM55 79V78H54ZM97 79V78H96ZM158 79V78H157ZM256 79V78H255ZM254 79V80H255ZM260 79V78H259ZM264 79V78H263ZM261 80V83L263 84L264 80ZM36 80V79H34ZM39 80V79H38ZM48 80V79H47ZM57 80V79H56ZM60 80V79H59ZM82 80V79H81ZM91 80V79H89ZM213 80V79H212ZM228 80V79H226ZM230 80V79H229ZM235 80V79H234ZM252 80V79H250ZM252 80V82L254 81ZM12 81V79H11ZM26 81V80H25ZM30 81V79L28 80ZM46 81V80H45ZM74 81V80H73ZM88 81V80H87ZM93 81V80H92ZM90 81V82H92ZM222 81V78H221ZM225 81V80H224ZM233 81V80H232ZM243 81V80H242ZM258 81V80H257ZM8 82V81H7ZM36 82V81H35ZM34 82L35 88L36 87V83ZM42 82L44 83V81L42 80ZM50 82V80L48 81V83ZM80 82V81H79ZM79 82L77 84H79ZM89 82V81H88ZM131 82V81H130ZM162 82V81H161ZM220 82V81H218ZM248 83L251 81H247ZM259 82V81H258ZM33 83V82H32ZM51 83V82H50ZM49 83V84H50ZM53 83V82H52ZM56 83V82H54ZM68 83V82H67ZM74 83H76L74 81ZM97 83V81H96ZM94 83V84H96ZM135 83V82H134ZM143 83V82H142ZM223 83V82H222ZM228 83V82H227ZM226 83V84H227ZM232 83V82H231ZM247 83V84H248ZM18 84V83H17ZM38 84V83H37ZM46 84V83H44ZM59 84V83H57ZM66 84V83H65ZM106 84V83H105ZM166 84V83H165ZM225 84V83H223ZM241 84V83H240ZM252 84V83H251ZM68 85V84H67ZM72 85V84H71ZM70 85V86H71ZM81 85V84H79ZM157 85V84H156ZM222 85V84H221ZM233 85V84H232ZM235 85V84H234ZM249 85V84H248ZM258 85V83H257ZM25 86V85H24ZM23 86V87H24ZM46 86V85H44ZM52 86V84L50 85ZM57 87H59V85H56ZM93 86V85H92ZM95 86V85H94ZM155 86V85H154ZM251 86V85H250ZM249 86V87H250ZM256 86V85H255ZM263 88V85H261ZM11 87V86H10ZM49 87V86H48ZM54 87V85L52 86ZM55 87V88H57ZM76 87V84H75ZM82 87V86H81ZM231 87V86H229ZM248 86H246L247 88ZM248 87V88H249ZM253 87V86H252ZM3 88V87H2ZM14 88V87H13ZM34 88V87H32ZM74 88V87H73ZM77 88H79L77 86ZM85 88V87H84ZM96 88V87H95ZM171 88V87H170ZM225 88V87H224ZM236 88V87H235ZM244 87V90L246 91V89ZM254 88V87H253ZM261 87H259L260 89ZM9 89V88H8ZM51 89V88H50ZM56 89H52L51 90V94L54 96H57V91H59V88ZM66 89V88H65ZM64 89V90H65ZM83 88H81L82 90ZM134 89V88H133ZM217 89V88H215ZM227 89V88H226ZM225 89V90H226ZM258 89V88H257ZM258 89V90H259ZM33 90V89H32ZM42 90V87H41ZM47 90V89H46ZM72 90V88H71ZM84 90V89H83ZM86 90V89H85ZM98 90V89H97ZM222 90L221 88L219 89V91ZM240 90V89H239ZM243 90V91H244ZM262 90V89H261ZM260 90V91H261ZM264 90V88H263ZM263 90L261 92H263ZM29 91V90H28ZM36 91V90H35ZM61 91V90H60ZM59 91V92H60ZM80 91V89H79ZM88 91V90H87ZM86 91V93H88ZM96 91V90H95ZM187 91V90H186ZM228 91V89H227ZM231 90L228 91V93ZM254 91V90H253ZM34 92V91H33ZM40 93L42 91H39ZM50 92V91H49ZM65 92V91H64ZM165 92V91H164ZM221 92V91H220ZM233 92V91H232ZM251 92V91H250ZM259 92V94L261 93ZM36 94V92H34ZM39 93V94H40ZM121 93V92H120ZM218 93V92H216ZM225 93V92H224ZM223 93V96L225 95ZM231 93V92H230ZM237 93V91H236ZM240 93V92H239ZM238 93V94H239ZM246 92H242V94L244 95ZM256 93V92H255ZM264 93V92H263ZM15 94V93H14ZM43 94V93H41ZM46 93V96H48ZM51 94H49L51 97ZM68 94V93H67ZM66 94V96H67ZM95 94V92H94ZM131 94V93H130ZM193 94V93H192ZM222 94V93H220ZM232 94V93H231ZM228 94V95H231ZM254 94V92H253ZM37 95V94H36ZM34 95V96H36ZM62 95V94H61ZM71 95V94H70ZM88 95V94H87ZM93 95V94H92ZM91 95V97H92ZM176 95V94H175ZM216 95V94H215ZM219 95V94H218ZM233 95V94H232ZM231 95V96H232ZM240 95V94H239ZM237 95V96H239ZM243 95H242V99H243ZM248 95V94H247ZM257 97V94H254ZM264 95V94H263ZM29 96V95H28ZM43 96V95H42ZM45 96V97H46ZM60 96V93L59 95ZM57 96V97H58ZM100 96V95H99ZM154 96V95H153ZM217 96V95H216ZM237 96H236V100H237ZM241 96V95H240ZM239 96V97H240ZM12 97V96H11ZM17 97V96H16ZM33 97V95L31 96ZM69 97V96H68ZM74 97V96H72ZM84 97V96H83ZM90 97V96H89ZM250 97H251V93H250ZM260 97H262L260 95ZM22 98V97H21ZM35 98V97H33ZM40 98V97H39ZM56 98V97H55ZM93 98V97H92ZM95 98V97H94ZM127 98V97H126ZM125 98V99H126ZM211 98V97H210ZM253 98V97H251ZM264 100V97H262ZM18 99V98H17ZM51 99V98H50ZM48 97H46L45 100V104L43 105L45 109H47V113L44 115L43 120H41L42 123H38V120L35 119V117L33 116L34 114L29 111V113H24L23 115H21V120H19L20 122L17 124L16 126V132L15 133H19L21 134V132L23 133V137L21 139V143H19V146L16 147L17 148V152H19L20 150H22L21 155L20 153H16L19 156V160L20 157L21 159L23 158V160L25 159L26 162L31 161L32 163H34V166L32 165L31 162L25 164L24 166H22L24 163L23 161H21L22 167H15L13 161L12 163L9 165L7 164V167H5V163L4 166L1 165L0 168V211L2 209V206H6V213H8V211L11 209H13L16 206L20 208L19 213H16L18 211H14L18 217L15 216V218H18V222L15 221V223H17L14 228L12 229L11 232L12 235L14 234L13 238L15 239L14 242H11L5 246H3L2 243L0 242V264H227L226 261L228 259V255L227 253L229 251H233L234 254V258L237 255L238 252V264H243V260L246 259L245 264H247L249 262V260H251L249 263H252L253 260H255L256 255L253 254V250H249L252 251V253H249L244 247L246 245L249 244L250 246V240L251 237L254 233H262L263 229H264V183L263 185L260 184L259 181V177L261 175V173H259L260 171H263V168H260V164L261 162L264 164V161L261 160H255L251 161L253 159L249 158V156H255V158H257V156H259L258 154V150H261L262 153L264 154V150L262 147H260V144H258V146H256L255 143H257L258 138L255 140L256 142H253V146H252V151H253V155H249L248 156V151L249 149L247 142H243L244 144L242 145L241 142V146H237L239 140L242 138H239L238 136H235L237 134V130H239L242 126L236 127L235 130V135L234 138H232V140L230 141V138L226 139L223 141V139H217V144L218 146H220L219 148L217 147L216 150L213 151L214 153V159L209 163L205 164L203 167H201V172H200V177H202V179L204 180V182H200V188L199 191H197L198 193L195 194L196 192L194 191L195 195L193 199H189L190 201H192V205H189V202L182 204L179 206L175 204H172L173 201H170L169 203H167L168 198L165 197V195H163L162 193L166 194L164 192V188L166 189L165 186H170L166 185L165 183L162 182V186L163 184L164 187L161 186V184H159L160 179H156L153 177L156 175H154L153 177L151 176L152 179L149 178L146 183V186L144 189L146 191V194L143 195V192H145L143 190V192L140 194V185H138V190L134 189L133 187H130V184L132 185L134 181H128L126 183H128L127 185L123 184V183H117V179L114 178V180H116L115 182H112L113 184H111L113 187L117 188L116 190H113L115 188H113L112 190L115 192V194L112 196L110 194V197L107 198V206H106V211L104 212V223L101 226L102 231L99 232L96 237V241L95 244H92L93 248H89V253L86 251V248H82L81 246V242L79 240L78 237V232L77 233H73L74 231H72V229L74 230L76 228H73V222H76L77 220H75V218H73V212L71 210L70 212V208H72V206H75L76 204L72 205L73 202L75 200H72V198L75 196V194H77L78 191L81 190L82 188V192H83V188L82 187L84 185L83 180L86 176L89 175V173L91 172L90 169L85 168V167H77L82 161L80 160V157L78 158L79 155V150H78V141L77 143L74 141L73 139V135L74 137L76 136L75 134H73V130L72 134L70 132L69 136V142L65 144V146L61 143L60 146H58V142L61 139V135L60 130L61 127H59V125L57 124V119H55V115H57L55 113L56 110V103L54 104L52 102V100H50ZM53 99V96H52ZM59 102V97L56 98ZM209 99V98H208ZM227 99V98H226ZM240 99V98H239ZM249 97L247 99H245V101L250 102ZM258 99L259 95H258ZM258 99L256 101V104L258 102ZM15 100V99H14ZM44 100V97H43ZM69 103H72L73 100H69L67 99ZM66 100V102H67ZM90 100V99H89ZM92 100V99H91ZM225 101V98L223 99ZM222 100V101H223ZM231 100V99H230ZM260 100V101H261ZM71 101V102H70ZM75 101V100H74ZM228 101V99H227ZM242 102V100H240ZM32 102V101H31ZM109 102V101H108ZM113 102V101H112ZM155 102V101H154ZM208 102V101H207ZM230 102V101H229ZM238 102V101H237ZM252 102V101H251ZM12 103V101H11ZM29 103V102H28ZM37 104H39V102H36ZM35 103V104H36ZM74 103V102H73ZM86 103V102H85ZM210 103V102H209ZM225 103V102H224ZM33 103V105H35ZM36 104V105H37ZM60 104V103H59ZM66 104V103H65ZM94 104V103H93ZM219 104V102H218ZM227 104V103H226ZM230 104V103H229ZM236 104V103H235ZM234 104V107H235ZM240 104V102H239ZM260 104V103H259ZM259 104H257L256 106L259 107ZM262 104V103H261ZM1 105V104H0ZM9 105V104H8ZM72 105V104H71ZM84 105V103H83ZM102 105V104H101ZM231 105V104H230ZM229 105V106H230ZM237 105V104H236ZM251 105V104H250ZM114 106V105H113ZM148 106V104H147ZM156 106V105H155ZM245 106V105H244ZM247 106V103H246ZM255 106V105H253ZM262 106V105H261ZM34 108H36V106H33ZM32 107V108H33ZM40 107V106H39ZM61 107V106H60ZM93 107V106H92ZM98 107V106H97ZM211 107V106H210ZM224 107V105H223ZM226 107V106H225ZM238 107V106H237ZM236 107V108H237ZM240 107V105H239ZM239 107L236 109L238 110ZM251 107V106H250ZM105 108V107H104ZM115 108V107H114ZM146 108V107H145ZM230 108V107H229ZM244 108V107H243ZM15 109V108H14ZM20 109V108H19ZM58 109V108H57ZM66 109V108H65ZM83 109V107H82ZM122 109V108H121ZM173 109V108H172ZM209 109V108H208ZM224 109V108H223ZM245 109V108H244ZM249 109V108H248ZM260 109V107H259ZM1 110V109H0ZM10 110V109H8ZM36 110V109H35ZM61 110V109H60ZM110 110V109H109ZM123 110V109H122ZM156 110V109H155ZM228 110V108H227ZM231 110V109H230ZM235 110V108H234ZM235 110V111H236ZM241 110V109H240ZM239 110V111H240ZM246 110V109H245ZM244 110V111H245ZM255 110V108H254ZM253 110V111H254ZM46 111V110H45ZM62 111V110H61ZM61 111L59 112V114L61 113ZM91 111V110H89ZM99 111V110H98ZM112 111V110H111ZM114 111V110H113ZM124 111V110H123ZM226 110H224L225 112ZM250 110H248L249 113ZM252 111V110H251ZM256 111V110H255ZM34 112V111H33ZM36 112V111H35ZM82 112V111H81ZM118 112V111H117ZM176 112V111H175ZM223 112V113H224ZM232 112V111H231ZM234 112V111H233ZM232 112V113H233ZM75 113V112H74ZM73 113V114H74ZM166 113V112H165ZM171 113V112H170ZM227 113V112H225ZM229 113V111H228ZM238 113V111L236 112ZM244 113V112H243ZM255 112H253L254 115ZM110 114V113H109ZM113 114V113H112ZM150 114V113H149ZM231 113L228 114V116H230ZM252 114V113H251ZM257 114V113H256ZM256 123L255 125L258 127V123H260L262 121L263 123V119H262V114L261 110L258 111V114L256 115ZM11 115V114H10ZM39 115V114H38ZM77 115H79L77 113ZM108 115V114H107ZM116 115V114H115ZM141 115V114H140ZM201 115V114H200ZM227 115V114H225ZM240 116V114H238ZM238 115L236 120L238 119ZM251 115V116H253ZM40 116V115H39ZM153 116V115H152ZM158 116V115H157ZM234 116V115H232ZM250 116V118H251ZM3 117V116H2ZM19 117V116H18ZM57 117V116H56ZM80 117V116H79ZM95 117V116H94ZM108 117V116H107ZM161 117V116H160ZM207 117V116H206ZM226 116H224L223 118H225ZM41 118V117H40ZM255 118V117H254ZM264 118V117H263ZM4 119V118H3ZM20 119V118H19ZM39 119V118H37ZM191 119V118H190ZM228 119V118H227ZM231 119V118H230ZM235 119V118H233ZM88 120V119H87ZM97 120V119H96ZM154 120V118H153ZM152 120V121H153ZM156 120V119H155ZM206 120V119H205ZM224 120V119H223ZM246 120V118L244 119ZM3 121V120H2ZM18 121V119L16 120ZM15 121V122H16ZM94 121V120H93ZM105 121V120H104ZM131 121V120H130ZM150 121V120H149ZM254 121V122H255ZM14 122V123H15ZM40 122V121H39ZM75 122V121H74ZM154 122V121H153ZM228 122V121H227ZM226 122V123H227ZM245 122V121H244ZM248 122V121H247ZM3 123V122H2ZM149 123V122H148ZM156 123V121H155ZM162 123V122H161ZM225 123V122H224ZM236 123V122H235ZM262 123L260 125H262ZM154 124V123H153ZM158 124V123H157ZM156 124V125H157ZM178 124V123H177ZM195 124V123H194ZM241 125H243V123H240ZM247 124V123H246ZM250 124V123H249ZM1 125V124H0ZM13 125V124H12ZM61 125V124H60ZM77 125V124H76ZM245 125V124H244ZM78 126V125H77ZM143 126V125H142ZM151 126V125H150ZM229 126V125H228ZM235 124L233 125L234 128ZM237 126V125H236ZM13 127V126H12ZM153 127V126H152ZM150 127V128H152ZM155 127V125H154ZM157 127V126H156ZM160 127V126H159ZM224 127V126H223ZM244 127V126H243ZM246 127V126H245ZM252 127V126H251ZM254 127V126H253ZM252 127V128H253ZM261 127V126H260ZM259 127V128H260ZM14 128V127H13ZM12 128V129H13ZM186 128V127H185ZM232 128V129H233ZM248 128H250L248 126ZM251 128V129H252ZM255 128V127H254ZM258 128V129H259ZM1 129V128H0ZM9 129V126H8ZM68 129V128H67ZM90 129V128H89ZM227 129V128H225ZM244 129V128H243ZM257 129V128H256ZM255 129V130H256ZM14 130V131H15ZM130 130V129H129ZM155 130V129H154ZM157 130V128H156ZM204 130V129H203ZM223 130V129H222ZM253 130V129H252ZM11 131V130H9ZM7 131V132H9ZM90 131V130H89ZM250 131V130H249ZM63 132V130H62ZM161 132V131H160ZM159 132V134H160ZM224 132V131H222ZM221 132V133H222ZM226 132V131H225ZM224 132V133H225ZM234 133V131H232ZM246 132V131H245ZM244 132V134H246ZM251 132V131H250ZM262 132V131H260ZM158 133V132H156ZM258 133V132H257ZM2 134V133H1ZM10 134V132H9ZM14 134V133H13ZM116 134V133H115ZM152 134H155V132H152ZM163 134V132H162ZM226 134V133H225ZM231 134V133H230ZM242 134V131L241 133ZM243 134V135H244ZM248 134V133H247ZM260 134V133H259ZM12 135V133L10 134ZM9 135V137H10ZM17 135V134H16ZM84 137V133L82 134ZM194 135V134H193ZM212 135V134H211ZM224 135V134H223ZM253 135V134H252ZM255 135V134H254ZM262 135V134H261ZM260 135V137H261ZM20 136V135H19ZM98 136V135H97ZM153 136V135H152ZM156 136V135H155ZM159 135H157L158 137ZM222 136V134H221ZM225 136V135H224ZM231 136V135H230ZM246 136V135H245ZM258 136V134H257ZM5 137V136H4ZM12 137V136H11ZM66 137V136H65ZM68 137V136H67ZM81 137V138H82ZM154 137V136H153ZM189 137V136H188ZM220 137V136H219ZM218 137V138H219ZM244 137V136H243ZM7 138V137H6ZM165 138V137H164ZM9 139V138H8ZM16 139V136H15ZM20 139V137H19ZM64 139V138H63ZM73 139V140H72ZM105 139V138H104ZM145 139V138H144ZM11 140H13L11 138ZM76 140V139H75ZM213 140V139H212ZM243 140V139H241ZM251 141V139H249ZM247 140V141H249ZM263 140V139H262ZM1 141V140H0ZM8 141V140H7ZM14 141V140H13ZM81 141V139H80ZM87 141V140H86ZM249 141V142H250ZM253 141V140H252ZM12 141H10L11 143ZM16 142V141H14ZM88 142V141H87ZM112 142V141H111ZM9 143V144H10ZM18 143V142H17ZM51 143V144H50ZM92 143V142H91ZM118 143V142H117ZM121 143V142H120ZM171 143V142H170ZM213 143V142H212ZM259 143V142H258ZM14 144V143H13ZM100 144V143H99ZM165 144V143H164ZM263 144V143H262ZM12 145V143H11ZM10 145V146H11ZM57 145V146H56ZM101 145V144H100ZM108 145V144H107ZM115 145V144H114ZM127 145V144H125ZM158 145V144H157ZM216 145L214 147H216ZM63 146V147H62ZM153 146V145H151ZM264 146V144H263ZM1 147V146H0ZM14 147V145H13ZM69 147L72 149L73 147L76 148V151L74 154H67L65 153L66 151H69ZM80 147V146H79ZM158 147V146H157ZM185 147V146H184ZM250 147V146H249ZM2 148V147H1ZM12 148V147H11ZM15 148V149H16ZM83 148V147H82ZM152 148V147H151ZM165 148V147H164ZM97 149V148H96ZM103 149V148H102ZM161 149V148H160ZM169 149V148H168ZM182 149V148H181ZM204 149V148H203ZM7 150V149H6ZM5 150V151H6ZM12 150L14 151V149H11L10 152H12ZM19 150V151H18ZM38 150L39 153H41L42 160H39V162L37 163V161L35 160V162L32 160L34 159V155L36 153V151ZM40 150V151H39ZM83 149H81L82 151ZM104 150V149H103ZM114 150V149H113ZM156 150V149H155ZM163 150V149H162ZM16 151V150H15ZM86 151L88 152V150L86 149ZM86 151H82V153H86ZM157 151V150H156ZM251 151V149H250ZM8 152V153H10ZM72 152H74V150H72ZM91 152V151H90ZM89 152V153H90ZM115 152V151H114ZM206 152V151H205ZM87 155H90V154ZM101 153V152H100ZM182 153V152H181ZM7 154V153H6ZM14 154V153H13ZM12 154V155H13ZM98 156V155H97ZM95 157L96 159H98V157ZM102 156V155H101ZM164 156V155H163ZM169 156V154H168ZM212 156V155H211ZM11 157V156H10ZM10 157H8V161L10 159ZM17 157V156H16ZM40 157V158H41ZM83 159V155L81 156ZM87 157V156H86ZM89 157V156H88ZM139 156H137L138 158ZM149 157V156H148ZM153 157V156H152ZM166 157V156H165ZM213 157V156H212ZM262 157V156H261ZM260 157V158H261ZM36 158V157H35ZM47 158V159H46ZM109 158V157H108ZM140 158V157H139ZM138 158V159H139ZM173 159L172 157H168ZM39 159V157H38ZM50 159L48 162H46V160ZM85 159V157H84ZM87 159V158H86ZM105 159V158H104ZM163 159V158H162ZM7 160V159H6ZM4 160V161H6ZM11 160H18V157L16 159H11ZM91 160V157H90ZM101 160V159H99ZM136 160V159H135ZM161 160V159H160ZM249 160V162H248ZM19 161V162H20ZM45 161V163H44ZM138 162H140L139 160H137ZM136 161V162H137ZM151 161V160H150ZM170 160H168V163ZM209 161V160H208ZM88 162V160H87ZM95 162V161H94ZM167 162L166 158L162 160L161 163L163 164H158V166L160 167H155L157 168V176L161 177L163 174L160 175V173H162V169L165 170V168L163 167H168L169 170H172L173 168H175L176 166V162L174 160L171 161V164H168V166H164L165 163ZM18 163V162H17ZM68 163V165L70 167H60L65 166V164ZM84 163V162H83ZM82 163V164H83ZM91 163V162H90ZM98 163V162H97ZM100 163V162H99ZM135 163V162H134ZM87 163H85L86 165ZM105 164V163H104ZM9 165V166H8ZM108 165V164H107ZM114 165V164H113ZM137 165V164H136ZM187 165V164H186ZM262 165V164H261ZM72 166V167H71ZM80 166V165H79ZM84 166V165H83ZM106 166V165H105ZM104 166V167H105ZM163 166V167H161ZM4 167V168H2ZM128 167V166H127ZM138 167V166H137ZM100 168V167H99ZM109 168V167H108ZM150 168V167H149ZM155 168L153 167L150 171L152 172V170ZM172 168V169H171ZM122 169V168H121ZM177 169V168H175ZM263 169V170H262ZM105 170V169H104ZM115 170V169H114ZM131 170V169H130ZM138 170V169H137ZM163 170V171H164ZM195 170V169H194ZM95 171V170H92ZM107 171V169H106ZM105 171V172H106ZM111 172V170L109 171ZM108 172L107 176H111V174ZM174 172V170H173ZM171 171V173H173ZM119 173V172H118ZM132 173V172H131ZM143 173V172H142ZM149 173V172H148ZM156 173V172H155ZM69 174V176H68ZM93 174V173H91ZM168 174H170L168 172ZM176 174V173H175ZM173 173V175H175ZM260 174V175H259ZM67 175V176H66ZM104 175V174H103ZM113 175V174H112ZM144 175V174H143ZM142 175V176H143ZM167 175V174H166ZM92 176V175H91ZM90 176V177H91ZM95 176V175H94ZM93 176V177H94ZM128 176V175H127ZM146 177V174L144 175ZM144 176L142 178H144ZM165 176V175H164ZM197 176V175H196ZM103 177V176H102ZM115 177V176H114ZM133 177V175H132ZM131 177V178H132ZM138 177V176H137ZM136 177V178H137ZM156 177V176H155ZM177 177V175L175 176ZM23 178L24 181L21 179ZM88 178V177H87ZM113 178V177H112ZM120 178V177H119ZM118 178V179H119ZM134 178V179H136ZM164 178V177H163ZM168 178L170 179V176H168ZM174 178V177H173ZM172 178V179H173ZM199 178V177H198ZM21 179V180H20ZM92 179V178H91ZM95 179V178H94ZM139 179V178H138ZM147 179V178H146ZM167 179V178H166ZM171 179V180H172ZM21 181L22 182V186L19 185L20 182L17 183V181ZM99 180V179H97ZM131 180V179H130ZM133 180V178H132ZM164 180V179H163ZM175 181H177V179H173ZM202 180V181H203ZM261 180V177H260ZM86 181V180H84ZM127 181V180H126ZM145 181V179H144ZM162 181V180H161ZM166 181V180H165ZM170 181V180H169ZM168 181V182H169ZM182 181V180H181ZM198 181V179H197ZM262 181V180H261ZM264 181V178H263ZM95 182V181H94ZM226 182V184H225ZM142 183V182H141ZM198 183V182H196ZM21 187H18V185ZM87 184V182H86ZM89 184V181H88ZM87 184V185H88ZM104 184V183H103ZM143 184V186L145 185ZM173 184V183H172ZM171 184V185H172ZM260 184V185H259ZM196 185V184H195ZM226 185V186H224ZM227 185H230L229 191L226 192L227 189ZM104 186V185H103ZM122 186V187H121ZM179 186V185H178ZM177 186V187H178ZM224 186V187H222ZM20 188L21 190H19L18 188ZM77 190H75V188H77ZM161 187L163 188V190H161ZM176 188L175 186H172ZM229 187V186H228ZM169 190H171V187H168ZM167 188V189H168ZM86 189V188H85ZM105 189V188H104ZM108 189V188H107ZM137 189V188H136ZM87 190V189H86ZM95 190V189H94ZM168 190V191H169ZM173 190V189H172ZM176 190V189H175ZM174 190V191H175ZM186 190V189H185ZM97 191V190H96ZM105 191V190H104ZM130 191V192H129ZM163 191V192H162ZM166 191V190H165ZM81 192V191H80ZM81 192V193H82ZM132 192V193H131ZM190 192V191H189ZM80 193V195H81ZM86 193V192H85ZM93 194V193H92ZM95 194V192H94ZM104 194V193H103ZM174 194V192H173ZM177 194V193H175ZM79 195V196H80ZM84 195V194H83ZM106 195V194H105ZM109 195V194H108ZM170 195L166 194V196ZM177 196V195H176ZM91 197V196H90ZM99 197V196H98ZM97 197V198H98ZM172 197H170L171 199ZM186 198V197H185ZM75 199V197H74ZM177 199V198H176ZM183 199V197H182ZM181 199V200H182ZM172 200V199H171ZM77 201V200H76ZM106 201V200H105ZM184 201V200H183ZM90 202V201H89ZM182 202V201H181ZM87 203V202H86ZM105 203V202H104ZM144 203L148 206H144ZM98 204V203H97ZM143 204V205H142ZM82 205V204H81ZM79 206V205H78ZM98 206V205H97ZM142 206V208H141ZM96 207V206H95ZM145 209H144V208ZM148 207V208H147ZM83 208V207H82ZM102 208V207H101ZM147 208V209H146ZM15 209V208H14ZM144 209V210H143ZM3 211V210H2ZM1 211V213H3ZM9 211V212H10ZM96 211V210H95ZM12 212V211H11ZM79 212V211H78ZM99 212V211H98ZM12 214V213H11ZM10 214V216H12ZM15 214V215H16ZM81 214V213H80ZM91 214V213H90ZM94 214V213H92ZM91 214V215H92ZM6 215V214H5ZM9 215V214H8ZM77 215V214H76ZM14 216V215H13ZM83 216V215H82ZM9 217V216H8ZM94 217V216H93ZM4 218V220L7 218L5 216H3L2 214H0V221ZM83 219V218H82ZM86 219V218H84ZM15 220V219H12ZM10 220V221H12ZM75 220V221H73ZM8 221V220H7ZM8 221V222H10ZM5 221H1V223H4ZM77 223V222H76ZM7 224V223H6ZM11 224V222H10ZM14 225V224H13ZM77 225V224H76ZM81 225V224H80ZM87 225V224H86ZM2 226V228H4ZM8 226V224H7ZM83 226V225H82ZM96 226V224H95ZM99 226V225H98ZM99 226V227H100ZM6 227V226H5ZM9 227V226H8ZM12 228V226H10ZM9 227V228H10ZM84 227V226H83ZM93 227V225H92ZM8 228V229H9ZM81 228V227H80ZM1 229V228H0ZM6 229L7 232V228ZM4 231V230H3ZM8 230V232H10ZM77 231V229L75 230ZM91 231V230H90ZM7 232V233H8ZM10 232V233H11ZM97 232V231H96ZM94 232V233H96ZM82 233V232H81ZM264 233V232H263ZM0 234H3L0 232ZM87 234V233H86ZM11 235V236H12ZM91 235V234H90ZM263 235V234H262ZM2 236V235H1ZM10 236V235H9ZM8 236V237H9ZM255 236V235H253ZM261 236V234H260ZM83 239V236H81ZM2 238V237H1ZM4 238V237H3ZM88 238V236H87ZM86 238V239H87ZM255 240L256 238L253 237ZM258 238H262L259 237ZM264 238V237H263ZM262 238V239H263ZM12 238H10L11 240ZM261 239V240H262ZM4 240V239H3ZM8 240V239H7ZM253 240V239H252ZM258 240V239H257ZM256 240V241H257ZM260 240V241H261ZM1 241V240H0ZM259 241V240H258ZM259 241V242H260ZM84 242V241H83ZM263 242V240H262ZM89 245L91 244V242H88ZM258 243V242H257ZM264 243V242H263ZM262 243V244H263ZM230 244V245H229ZM256 244V243H255ZM83 245H85L83 243ZM261 244H257L258 248L260 249H264V247L260 246ZM264 245V244H263ZM86 246V245H85ZM84 246V247H85ZM260 246V247H259ZM87 247V246H86ZM255 247L254 245L251 246ZM244 248L245 251H241V249ZM250 248V247H249ZM247 248V249H249ZM256 248V247H255ZM254 248V249H255ZM258 248H256V251H261L260 249L257 250ZM244 252L245 254H243V259L240 258V256L242 255L239 252ZM247 251V252H246ZM232 252V253H233ZM263 252V250H262ZM231 253V254H232ZM258 253V252H257ZM256 253V254H257ZM229 254V253H228ZM249 254H253L252 257L249 258ZM262 254V258H264V252L261 253ZM245 255V256H244ZM255 256V257H254ZM259 256V255H258ZM257 256V263H259L260 258ZM261 256V255H260ZM209 261H208V259ZM259 258V260H258ZM233 262V260H232ZM229 263V262H228ZM261 260H260V264H261ZM236 264V263H235ZM256 264V263H255Z\"/></svg>", "mask_w": 264, "mask_h": 264}]
</instances>
